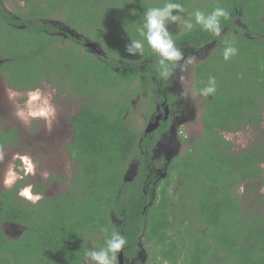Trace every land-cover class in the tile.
Here are the masks:
<instances>
[{"label":"trees","instance_id":"16d2710c","mask_svg":"<svg viewBox=\"0 0 264 264\" xmlns=\"http://www.w3.org/2000/svg\"><path fill=\"white\" fill-rule=\"evenodd\" d=\"M25 2L13 15L0 0V78L18 92L46 83L83 102L66 147L76 165L71 187L35 203L19 197L28 186L24 180L0 191V264H85L91 244L104 246L101 226L126 237L125 255L144 241L153 252L149 264H264V132L238 151L226 138L263 125L264 0H177L187 10L185 19L216 7L230 15L221 20L219 38L199 26L170 25L179 48L199 51L213 44V54L196 68V85L200 92L214 77L217 92L204 100L202 137L174 158L167 177L154 186L155 199L145 187L150 181L143 153L150 139L126 116L137 94L157 95L167 90V80L159 78L158 57L146 41L143 57L129 56L125 45L130 37L141 39L137 29L145 11L165 0ZM84 39L106 55L93 53ZM225 41L239 49L229 61L223 59ZM154 102L149 98V105ZM19 140L18 131L0 129V152ZM137 157L138 176L127 180ZM55 178L65 180L49 181ZM6 223L23 228L19 238H8Z\"/></svg>","mask_w":264,"mask_h":264},{"label":"rangeland","instance_id":"374dc122","mask_svg":"<svg viewBox=\"0 0 264 264\" xmlns=\"http://www.w3.org/2000/svg\"><path fill=\"white\" fill-rule=\"evenodd\" d=\"M25 1L1 0L6 10L13 15L17 13L16 6H25ZM40 1L42 0H34L35 3ZM57 23L61 24L60 21H57ZM80 36L83 35L80 34ZM87 40L97 46L101 54L104 52L102 55H106L105 51L95 41ZM187 48L183 49L185 57L192 55L196 59L186 72L181 73L178 69L174 72L173 91L177 98L175 102L177 104L176 113L172 117V127L169 134L163 137L164 140L160 138L155 141L158 146L155 145L153 149V157L159 154L164 156V153L168 154L167 159L169 160L177 155L182 156L191 146V142L198 140L203 134L205 97L201 96L200 93H195L196 68L209 55L213 54L214 47L211 44L209 48H204L206 50L202 52L200 50L194 52ZM80 51H84V49L81 48ZM181 75L184 76L183 83L179 79ZM153 83L158 85L155 79H153ZM135 84L137 87L140 82L135 81ZM185 91L187 95L183 94ZM36 92H39L41 99H46L49 106L54 109V117L45 118L28 115L30 111L39 108L40 102H36L31 106L28 104L29 94ZM149 98H154L153 93L141 91L137 94L131 101V111L126 116L127 123L131 127L137 128L141 134L145 133L148 124L158 114L157 106L160 103L154 102L153 105H149ZM82 102V98L58 91L52 85L46 83L35 91L18 92L9 88L4 80L0 78V129L18 131L20 139L15 147H8L0 152V191L11 188L20 180H24L28 186H31L32 198L35 199L38 196V200H40L46 196L65 193L71 187L70 179L75 175L76 165L70 159L66 147L73 137L71 119L81 109ZM21 111L25 113L26 118L19 115ZM262 124V127L258 129L248 128L240 133L227 134L226 138L234 144L235 151L244 149L252 144L260 133L264 132V121ZM153 132L150 131V134ZM160 134H158V137ZM159 146L162 147L161 152ZM139 165L140 158L137 157L129 167V179L135 177ZM161 166L160 163L154 166L155 173L162 175L166 165H164V168ZM29 167L32 168L31 172L28 171ZM9 173H11V176H9ZM51 176L64 177L65 180L55 178L49 181ZM6 178L13 181L10 187L5 186L4 181ZM42 186H45L42 193L35 192L36 188L39 189ZM244 191L245 188L241 193ZM260 194L264 195V187ZM151 196L154 198L153 192ZM26 199L32 201V199ZM259 208L264 211V205ZM4 230L8 238L12 240L19 238L23 232L22 227L11 224L5 225ZM149 255V251L143 252L141 264L148 262Z\"/></svg>","mask_w":264,"mask_h":264},{"label":"clouds","instance_id":"9594fccd","mask_svg":"<svg viewBox=\"0 0 264 264\" xmlns=\"http://www.w3.org/2000/svg\"><path fill=\"white\" fill-rule=\"evenodd\" d=\"M186 11L183 4L177 2V0H165L162 6L148 8L144 13L142 27L137 29L141 39H133L129 36L130 42L125 45V52L132 57H143L146 41L148 47L158 57L157 72L160 79L168 80L176 69L181 73L186 72L196 58L192 55L185 57V53L177 47L170 31V25H176L179 29L182 27L187 30L199 26L205 32L219 38L223 32L221 20H227L230 15L227 9L216 7L207 14L197 9L188 13L189 18L185 19L184 14ZM192 18H194V23ZM238 53L239 49L233 43L225 41L223 49V59L225 61L231 60ZM179 79L183 83L184 76L181 75ZM216 92L217 82L214 77H209L206 85L200 89V95L205 98H214ZM183 94L187 95V92L185 91ZM36 102H40L38 110L30 111L28 115L32 117H54V109L49 106L46 99H41L39 92L29 94V106ZM19 115L26 118L23 111ZM28 171L31 172L32 168L29 167ZM9 176H11V173H9ZM12 182L10 178H6L4 181L6 187H10ZM19 195L23 198L32 199L33 203L39 199L38 196L35 199L32 198L31 186L23 188ZM100 231L105 234L104 246L99 249H89L85 255V264H118L119 254L127 244L126 237L114 229L110 231L106 226H101Z\"/></svg>","mask_w":264,"mask_h":264},{"label":"flooded vegetation","instance_id":"af4514ba","mask_svg":"<svg viewBox=\"0 0 264 264\" xmlns=\"http://www.w3.org/2000/svg\"><path fill=\"white\" fill-rule=\"evenodd\" d=\"M239 26H241L243 28H246V26L243 23H239ZM79 40H80V38H79ZM84 41H85V43H84V46L85 47L90 48L96 54H100V51L98 50L97 46L95 47L96 49L95 48L93 49V48H91V47L88 46V44L91 43V42H89L88 40H85V39H84ZM184 48H186V47H184ZM184 48H181V50H183ZM205 48H209V46H206ZM203 49L204 48H202L200 51L202 52V51H205L206 50V49H204V50ZM194 52H196V51H194ZM174 72H175V70L173 71V75L166 81L167 90L159 91V93L157 94V96L154 95L155 93H153V96L155 98V102H158L160 104H158V106H157V109H158L157 110V113L158 114L153 118L152 122H150L148 124V127L150 125H153V124L154 125L157 124V126L153 130L154 132L152 134H150V133L146 134L148 127L146 128V131L143 134V137H145V138L148 137L150 139V142H147L145 144L146 145V151L143 153V155H144L143 160H144V164L146 166V171H147L146 179H147V181L148 180L150 181L149 183L148 182L146 183L145 187L148 190H150V191L153 192L154 199L156 197V190H155L154 186H156L161 180H163V178H166L167 177V175L169 173V167H170L171 163L174 160V158L173 159H170V160L167 159V157H168V154L167 153H164V156L161 155V154H159L158 156L153 157V155H152L153 149H154V147L156 145L155 144V141H158V139H160V138L162 140H164L165 138H163V137H165L167 134H169L170 129L172 127V125H171L172 124L171 123L172 117H174V114L176 113L177 104H175V102H176L177 98L175 97L174 91H173ZM153 79H155V78H153ZM156 82L158 83V86L159 85L160 86L164 85V81L160 82V81H157L156 80ZM195 91H196L195 93H200V92H197V85L195 86ZM150 93H152V92H150ZM158 117H159V119H157ZM71 127H72V125H71ZM174 127H175V125H174ZM158 134H160L159 137H158ZM72 139H73V137H72ZM157 146L158 145H156V147ZM159 148H160L159 151L161 152L162 151V147L159 146ZM177 156H180V155H177ZM164 157H165V159H164ZM156 159H158V160H156ZM162 159H164V160L162 161ZM135 160H136V158H133L132 162L135 161ZM166 160H167V163H166ZM132 162H131V164H132ZM158 163H160L162 165L161 166L162 168H164V165H166V167H165L164 172L162 173V175L159 174V173H155V171H154L155 170L154 166L157 165ZM130 165H129V167H130ZM140 166H141V164L138 166V170H139V167ZM138 170L136 172L135 177L138 176ZM154 177H155V181H153ZM133 179H127V180H133ZM151 184H152V186H150ZM147 189H146V193H147ZM19 197L23 198L20 195H19ZM145 209L146 208H144V210ZM118 224L120 225L121 222H119ZM6 225H7V223H6ZM117 231H119V230H117ZM93 246L95 248L99 249V248L102 247V244L99 242V244H96V245H93L92 244V245H90V247H93ZM146 251L148 252L149 250H147V248L145 247L144 241H143V243L140 242L138 244V248H136L134 254L125 255V251L123 249L122 250V255H123L122 262H123V264H141L143 252H146ZM149 253H150V255L148 257V262L146 264H149L150 263V258L152 256V253L153 252L149 251ZM118 264H119V261H118Z\"/></svg>","mask_w":264,"mask_h":264},{"label":"water","instance_id":"95a60500","mask_svg":"<svg viewBox=\"0 0 264 264\" xmlns=\"http://www.w3.org/2000/svg\"><path fill=\"white\" fill-rule=\"evenodd\" d=\"M88 46L91 47V48H95L96 47L94 44H91V43H89ZM157 119H159V117ZM156 126H157V124L156 125H154V124L150 125L147 128L146 134L150 133V131H153L156 128ZM122 257H123V255H122V252H121L120 255H119V264H123V262H122L123 258Z\"/></svg>","mask_w":264,"mask_h":264}]
</instances>
